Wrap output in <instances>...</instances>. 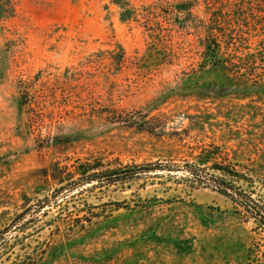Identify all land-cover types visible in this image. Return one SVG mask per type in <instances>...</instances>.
Listing matches in <instances>:
<instances>
[{"label": "rangeland", "instance_id": "rangeland-1", "mask_svg": "<svg viewBox=\"0 0 264 264\" xmlns=\"http://www.w3.org/2000/svg\"><path fill=\"white\" fill-rule=\"evenodd\" d=\"M181 1L1 16L0 264H264V0ZM214 10L246 76L200 67Z\"/></svg>", "mask_w": 264, "mask_h": 264}, {"label": "trees", "instance_id": "trees-1", "mask_svg": "<svg viewBox=\"0 0 264 264\" xmlns=\"http://www.w3.org/2000/svg\"><path fill=\"white\" fill-rule=\"evenodd\" d=\"M116 3H118L121 8V17L123 19H130L133 17L134 10L130 7H127L124 3L121 2V0H115ZM192 6L193 1L192 0H183L180 2L179 9L182 11H186L189 15H193L192 12ZM220 11H212V16L208 20H199L203 22V26L205 29V35L202 39L203 41V60L200 64V67L206 68L208 65L212 66L214 70H224L229 73H235L246 76L245 72H242V63L245 64V62H239L236 61V59L233 58V53L228 52L227 50H230L231 45L233 44V34L230 32V30H227L228 20L225 17V15ZM15 13V3L14 0H0V19L1 16L4 17H11ZM226 45V51H225V45ZM258 54H253L254 58L251 59L252 61L256 58ZM258 58V57H257ZM264 60V59H260ZM264 62V61H263ZM255 63H247L246 66H248L247 70H251L254 67ZM245 66V68H246ZM253 75V73H248ZM253 78V77H251ZM87 173V171H83L84 173ZM119 172L121 171L119 169H110L108 171H105V173L109 174L110 176H118ZM98 178L104 177V175L97 176ZM116 180V179H111Z\"/></svg>", "mask_w": 264, "mask_h": 264}]
</instances>
